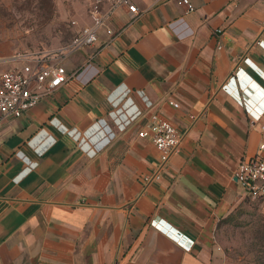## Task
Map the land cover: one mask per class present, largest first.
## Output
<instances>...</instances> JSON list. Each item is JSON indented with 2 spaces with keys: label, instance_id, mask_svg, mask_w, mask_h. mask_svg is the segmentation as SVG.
Masks as SVG:
<instances>
[{
  "label": "crops",
  "instance_id": "obj_1",
  "mask_svg": "<svg viewBox=\"0 0 264 264\" xmlns=\"http://www.w3.org/2000/svg\"><path fill=\"white\" fill-rule=\"evenodd\" d=\"M179 1L116 8L73 78L0 121V264H228L214 233L264 135V0ZM151 114L181 137L164 166Z\"/></svg>",
  "mask_w": 264,
  "mask_h": 264
},
{
  "label": "built area",
  "instance_id": "obj_2",
  "mask_svg": "<svg viewBox=\"0 0 264 264\" xmlns=\"http://www.w3.org/2000/svg\"><path fill=\"white\" fill-rule=\"evenodd\" d=\"M178 4L185 5L186 12L194 10L187 0H181ZM120 6L127 8L132 19L138 16V9L131 0H86V13L90 22L82 27L71 40L66 48L67 55L94 46L107 19ZM106 34L113 36V32L109 29H106ZM75 74V72H68L60 59L46 62L36 57L26 58L22 65L2 72L0 74V121L5 118H19L23 113L34 108L43 97L67 83ZM260 129L264 134V125ZM138 136L151 140L159 154L161 166L166 164L172 154L178 152L181 142L179 131L156 114L150 115L146 129L139 132ZM159 179L158 171L143 176L144 182L147 183ZM232 179L264 215V135L256 152L239 162Z\"/></svg>",
  "mask_w": 264,
  "mask_h": 264
},
{
  "label": "rangeland",
  "instance_id": "obj_3",
  "mask_svg": "<svg viewBox=\"0 0 264 264\" xmlns=\"http://www.w3.org/2000/svg\"><path fill=\"white\" fill-rule=\"evenodd\" d=\"M88 22L86 0H0V74L31 57L67 65L66 48ZM256 223L264 219L250 202L218 223L214 239L228 264H264V247L252 253Z\"/></svg>",
  "mask_w": 264,
  "mask_h": 264
},
{
  "label": "trees",
  "instance_id": "obj_4",
  "mask_svg": "<svg viewBox=\"0 0 264 264\" xmlns=\"http://www.w3.org/2000/svg\"><path fill=\"white\" fill-rule=\"evenodd\" d=\"M251 204H253L258 209L256 204H254V203H251ZM240 211H242V209L238 210L237 212H240ZM258 211H259V209H258ZM259 213L262 215V217L264 219V215L260 211H259ZM231 215H229L227 218H225L221 221H224V220L230 218ZM254 239H255V243L253 244V249H252L253 252L252 253L255 256H260L262 248L264 247V226H263V224H257V233H256V236H254Z\"/></svg>",
  "mask_w": 264,
  "mask_h": 264
}]
</instances>
